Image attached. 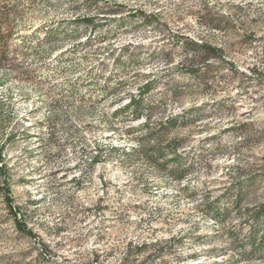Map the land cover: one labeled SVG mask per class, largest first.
Here are the masks:
<instances>
[{
  "label": "rangeland",
  "instance_id": "rangeland-1",
  "mask_svg": "<svg viewBox=\"0 0 264 264\" xmlns=\"http://www.w3.org/2000/svg\"><path fill=\"white\" fill-rule=\"evenodd\" d=\"M23 2L0 264H264V0Z\"/></svg>",
  "mask_w": 264,
  "mask_h": 264
},
{
  "label": "trees",
  "instance_id": "trees-1",
  "mask_svg": "<svg viewBox=\"0 0 264 264\" xmlns=\"http://www.w3.org/2000/svg\"><path fill=\"white\" fill-rule=\"evenodd\" d=\"M24 3L25 2H23V0H0V69L4 73L3 76L0 77V85L8 82V76L10 74H14L18 80L24 82L28 80L30 76L31 78L36 76L35 71H31L23 67V59L31 48V46L27 44L21 36L18 27V19L24 12ZM48 33L50 34V32H44V36H47ZM16 40H19L18 45L15 44ZM207 51L211 52L212 49L208 48ZM193 72L195 73L196 71ZM132 103L133 99H130L128 106ZM131 114L135 117L139 116L137 111H132ZM144 126L149 127V123L145 121ZM2 151L3 147L0 143V172L5 171ZM2 191L5 197L4 202L9 207V212H11L10 189L7 181L3 184ZM14 223L18 231L23 233L27 232L29 234L25 225L18 221L17 217H14ZM262 246H264V244Z\"/></svg>",
  "mask_w": 264,
  "mask_h": 264
}]
</instances>
